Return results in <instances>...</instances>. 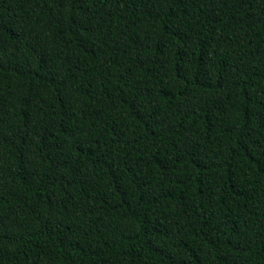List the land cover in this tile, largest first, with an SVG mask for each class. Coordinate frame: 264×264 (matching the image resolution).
<instances>
[{"label": "trees", "instance_id": "trees-1", "mask_svg": "<svg viewBox=\"0 0 264 264\" xmlns=\"http://www.w3.org/2000/svg\"><path fill=\"white\" fill-rule=\"evenodd\" d=\"M0 264H264V0H0Z\"/></svg>", "mask_w": 264, "mask_h": 264}]
</instances>
